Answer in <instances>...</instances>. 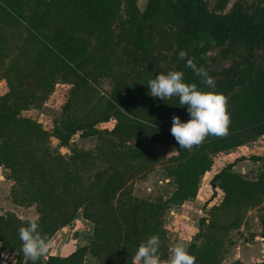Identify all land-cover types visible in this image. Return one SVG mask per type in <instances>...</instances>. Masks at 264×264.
<instances>
[{
	"label": "trees",
	"instance_id": "trees-1",
	"mask_svg": "<svg viewBox=\"0 0 264 264\" xmlns=\"http://www.w3.org/2000/svg\"><path fill=\"white\" fill-rule=\"evenodd\" d=\"M228 2L217 0V7ZM165 39L176 44L170 70L205 87L178 58L185 50L227 102L226 133L208 135L190 149L180 148L170 134L174 115L189 119L186 107L176 97L150 96L135 66L154 60ZM234 39L264 45V6L250 14L239 2L227 13L211 12L206 0H148L144 11L138 0H0V79L7 86L0 94V165L9 170L12 200L35 206L38 231L48 244L79 215L92 227L88 244L67 256L46 253L36 264H133L138 245L151 235L159 237L161 264H167V211L197 196L216 154L264 136V65L237 75L216 72L207 62L214 46ZM103 79L111 84L106 95L100 91ZM59 83L68 85V93L52 130L22 115L41 106ZM111 120V129L99 128ZM75 134L97 137L94 149L71 146ZM160 134L176 149L164 168L174 190L137 196L132 181L146 175L152 159L129 143ZM53 137L69 148L68 156L51 148ZM250 159L261 162L255 178L234 171L233 164L215 173L211 184L223 198L209 218L203 216L202 240L187 246L194 264H227V235L249 208L260 207L264 240V153ZM27 220L10 211L0 214V256L15 254L14 264H30L18 237Z\"/></svg>",
	"mask_w": 264,
	"mask_h": 264
},
{
	"label": "rangeland",
	"instance_id": "rangeland-1",
	"mask_svg": "<svg viewBox=\"0 0 264 264\" xmlns=\"http://www.w3.org/2000/svg\"><path fill=\"white\" fill-rule=\"evenodd\" d=\"M148 0H138V6L144 11ZM209 10L216 13H227L239 2L246 12L252 14L255 10L264 6V0H229L225 7H217V0H206ZM174 38V35H173ZM176 48L175 41L168 39L160 45L152 61L142 59L136 68L146 77V81L161 73H166L172 68V55ZM207 62L216 72L228 70L233 74H247L257 66L264 65V45L250 47L246 43L234 39L220 46H214L207 53ZM111 88L110 81L103 79L100 84L102 95H106ZM7 90L6 81L0 79V94ZM68 93V85L59 83L48 99L38 107L32 106L22 111V115L32 118L43 125L46 130H52L53 121L61 115V108ZM115 120L99 125L101 129H111ZM97 137H80L75 134L70 141L71 146L84 149H94ZM134 149L142 150L148 158L150 170L146 175L138 176L132 181V189L135 195L140 197L167 196L174 190L172 180L167 177L165 166L168 158L176 153V149L170 141H166L163 135L158 139H145L129 143ZM50 146L63 155L70 154L69 148L61 146L56 138L50 139ZM264 153V136L256 141L218 153L214 156L211 170L201 178L200 188L196 198L181 205L172 206L165 215V223L168 229V244L170 247L176 244L187 246L195 237L199 243L200 235L206 229L201 221L203 216H208L211 208L221 203L223 192L212 186L211 182L215 173L228 163L237 164L243 161L240 167L246 172L245 177L254 178V172L249 167L253 165L251 155ZM145 155V156H146ZM245 160V162H244ZM242 169V168H241ZM12 181L9 179V170L0 165V214L14 212L23 219H37L35 206L17 205L12 200ZM216 196L212 198L213 194ZM223 216V213H219ZM260 207L249 208L243 215V221L237 229L230 230L226 239L223 261L227 264H248L264 260V240L261 237ZM228 218V213L220 221ZM91 223L80 215L73 224L61 229L49 242L47 253L67 256L78 247L86 245L91 240ZM16 255L3 254L0 256V264H14ZM87 264H94L91 260Z\"/></svg>",
	"mask_w": 264,
	"mask_h": 264
},
{
	"label": "clouds",
	"instance_id": "clouds-1",
	"mask_svg": "<svg viewBox=\"0 0 264 264\" xmlns=\"http://www.w3.org/2000/svg\"><path fill=\"white\" fill-rule=\"evenodd\" d=\"M178 58L185 61V67L192 69L204 88L197 87L184 79L180 70H169L159 73L147 81L148 94L154 98L168 101L178 98V105L186 107L189 119L182 121L178 115L171 120L170 134L180 148L190 149L208 136H221L227 131L229 115L226 110V98L215 91L212 77L203 66H197L185 50L178 52ZM21 251L30 264L42 258L48 251L46 237L40 235L36 220L28 219L26 226L18 228ZM160 241L157 235H151L138 245L133 264H161L159 255ZM194 256L185 246L176 244L170 247L167 264H194Z\"/></svg>",
	"mask_w": 264,
	"mask_h": 264
},
{
	"label": "crops",
	"instance_id": "crops-1",
	"mask_svg": "<svg viewBox=\"0 0 264 264\" xmlns=\"http://www.w3.org/2000/svg\"><path fill=\"white\" fill-rule=\"evenodd\" d=\"M257 155H260V154H257ZM244 162H245V160H244ZM252 163H253V165H250L249 167H255V168H252L253 170V172H256L257 171V169L259 168V166L261 165V162L260 161H252ZM228 164H233V170L234 171H236V172H239V173H245L246 171L245 170H243V167H240V165H242L243 164V161L242 162H239V163H237V164H234L233 162L232 163H228ZM242 168V169H241ZM209 171H207L206 173H208ZM205 173V174H206ZM198 195V194H197ZM196 198V197H195Z\"/></svg>",
	"mask_w": 264,
	"mask_h": 264
},
{
	"label": "water",
	"instance_id": "water-1",
	"mask_svg": "<svg viewBox=\"0 0 264 264\" xmlns=\"http://www.w3.org/2000/svg\"><path fill=\"white\" fill-rule=\"evenodd\" d=\"M214 196H216V193H215V194H213V196H212V198H211V199H213V197H214ZM192 241H193V242H195V241H196L195 237H193Z\"/></svg>",
	"mask_w": 264,
	"mask_h": 264
},
{
	"label": "built area",
	"instance_id": "built-area-1",
	"mask_svg": "<svg viewBox=\"0 0 264 264\" xmlns=\"http://www.w3.org/2000/svg\"><path fill=\"white\" fill-rule=\"evenodd\" d=\"M254 175L256 176V172H254ZM255 178V177H254Z\"/></svg>",
	"mask_w": 264,
	"mask_h": 264
},
{
	"label": "flooded vegetation",
	"instance_id": "flooded-vegetation-1",
	"mask_svg": "<svg viewBox=\"0 0 264 264\" xmlns=\"http://www.w3.org/2000/svg\"><path fill=\"white\" fill-rule=\"evenodd\" d=\"M213 186V185H212Z\"/></svg>",
	"mask_w": 264,
	"mask_h": 264
}]
</instances>
